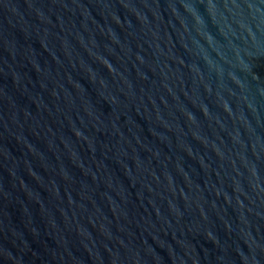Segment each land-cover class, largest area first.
Returning a JSON list of instances; mask_svg holds the SVG:
<instances>
[{"label": "water", "instance_id": "water-1", "mask_svg": "<svg viewBox=\"0 0 264 264\" xmlns=\"http://www.w3.org/2000/svg\"><path fill=\"white\" fill-rule=\"evenodd\" d=\"M0 264H264V0H0Z\"/></svg>", "mask_w": 264, "mask_h": 264}]
</instances>
